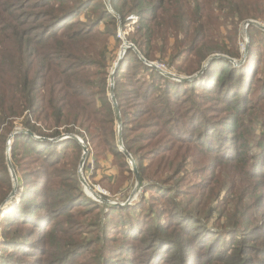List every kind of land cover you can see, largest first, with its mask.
I'll return each instance as SVG.
<instances>
[{
  "label": "trees",
  "instance_id": "obj_1",
  "mask_svg": "<svg viewBox=\"0 0 264 264\" xmlns=\"http://www.w3.org/2000/svg\"><path fill=\"white\" fill-rule=\"evenodd\" d=\"M86 5L101 8L95 0H0V205L13 188L7 140L21 128L10 150L20 200L0 222V264H17L12 258L31 245L44 253L31 264H264V134L253 122L264 130V113L253 121L250 114L261 111L264 80L261 100L251 103L253 55L234 66L227 59L241 60L236 33L231 49L217 33L227 22L264 23V0H111L113 14L91 21ZM117 22L130 26L124 38L134 48L119 62L113 93L143 194L125 207L101 205L117 225H95L93 241H60L48 261L41 240L55 220L75 238L91 232L84 212L100 214L74 172L82 146L71 137L51 141L78 137L96 161L111 154L132 173L109 96L108 43L120 40L108 27ZM258 29L247 26L250 41ZM213 56L220 58L183 83L146 65L166 60L175 76L192 77ZM210 99L217 106L201 108ZM150 190L168 207L145 208ZM92 250L93 259L76 263Z\"/></svg>",
  "mask_w": 264,
  "mask_h": 264
},
{
  "label": "rangeland",
  "instance_id": "obj_2",
  "mask_svg": "<svg viewBox=\"0 0 264 264\" xmlns=\"http://www.w3.org/2000/svg\"><path fill=\"white\" fill-rule=\"evenodd\" d=\"M96 3L101 5V8H97L94 10V5L88 6L86 5V16L89 18V20H93L95 15L101 16L103 11H108L107 13L113 14L111 7H110V1L111 0H95ZM94 2H92L93 4ZM90 9V10H89ZM83 16H80V19L82 21H85L86 18H82ZM75 19V18H74ZM79 19V18H78ZM129 20H132V22H135L136 20L134 18H129ZM105 21H110L107 17L105 18ZM261 25L264 26V23H261ZM100 30H105L103 23L100 24ZM130 29V26H126L125 28H121V25L119 22L116 23V28L114 26L108 27V30L112 33H116V38L120 40V42H116L114 37L109 38V43H108V80H109V88L111 87L110 83V77L115 69L116 63L120 59V54H121V47L123 44H129L125 40V35H127L128 31ZM259 30V29H258ZM260 32H253L251 33V38L252 41H250V38L248 36V31L247 29L245 30V23L238 22L236 24H232L231 22H227L226 24L221 25L218 28L217 33L220 36L221 41L231 49L232 47L229 46L231 43V39H233V33H236V47L238 49V52L240 54V61H235L234 64H238V66L242 65L243 61L246 59V56L248 53L253 55V58L250 60L251 63L257 65V71L259 74L255 78H253L252 84H255V86H252L251 89L249 90L250 94H248V99L251 101V103H255L257 100H261L260 98L263 96V94L260 92V88L262 87V81L264 80V31L259 30ZM134 47L132 46L131 49ZM246 54V55H245ZM245 55V56H244ZM124 57V56H123ZM227 60H233V59H227ZM209 61V60H208ZM204 62L206 64L201 65L203 68L208 65L209 62ZM146 65L150 67H154L158 72H164V73H170L173 75H177L175 72H172L170 68H168L166 65V60L165 61H160V60H155L150 63H146ZM235 66V65H234ZM218 67V66H215ZM202 68V69H203ZM160 69H164L165 71H160ZM247 69L248 64H247ZM116 73V70H115ZM114 73V76H115ZM161 73V74H162ZM179 77L182 78H188L190 76H186L184 74L178 75ZM114 82V79H113ZM114 84V83H113ZM204 94V93H203ZM202 94V95H203ZM202 100V96L198 99ZM264 99L260 101V105L262 106L260 109V112L252 111L250 114H252V121L255 116L259 117V115L264 113ZM204 101V100H203ZM209 106L210 108L216 107L217 102H215L213 99L207 100L204 103H202L200 106L201 108H205L206 106ZM257 121V120H255ZM254 122V131L256 134H260L264 130H262L261 127L257 126L256 123ZM117 125V123H116ZM20 125L16 124L14 128L13 133H19L20 131ZM117 130V136H118V125L116 126ZM121 133V131H120ZM20 134V133H19ZM78 138V137H77ZM81 142L82 140L78 138ZM8 143V140H7ZM6 144V148H7ZM81 145V144H80ZM83 146L85 144L82 143ZM81 145V146H82ZM12 146V143L10 145V148ZM86 147V146H85ZM22 145H19L18 150L22 151ZM91 148L87 147L86 152H85V161L80 167V160L82 157L83 148L81 152V156L78 162L74 163V172L76 173L78 177V183L81 187L82 193L87 197V199L94 201L95 203L99 204V209H100V214H97L95 211H93L91 214H86L84 212L88 208H90V205H88L86 208H83L82 210H78L79 212H84L85 218L84 221L90 226L87 229H91V232L86 235L85 233H82L80 235H76V237L68 236L71 231H66L64 232V224H61L59 222V219L55 220L57 221V226L55 230L50 234H46L44 237H42V244H45L48 246V249L51 250V255L47 258L48 261H54L55 257L57 256V253L60 251L57 248L58 243L60 241H64L67 239H73L74 242H84V241H93L94 238L97 236V230H94L93 227L95 225H100L105 222H112L113 225H117L116 219H114L112 213H110V209H106L104 206L101 205H107V207H114L113 204H122L125 206L131 205L134 202H138L139 198L143 194L142 187L141 189L133 193L134 188H135V179L134 175L132 173H129L127 169H125L120 160H114L111 154H105L104 157L98 159L97 161L93 158L92 153H91ZM74 150L71 148L69 149V153H73ZM89 151V152H88ZM11 153V151H10ZM9 153V159L11 158V155ZM5 156H6V151H5ZM133 160V159H132ZM128 162V159L126 160ZM71 164V162H68ZM130 165V164H129ZM79 172L81 173V176L86 183V185H83L80 180H79ZM17 179V178H16ZM17 187V185H16ZM22 191V189H20ZM96 194L103 198L105 201H102L100 199H97L95 197ZM146 198H154V200H147L148 204H146L145 208H150V209H157L160 206L168 207V203L164 200V198L159 194L158 191L156 190H150L146 194H144ZM8 198V197H7ZM6 198V199H7ZM6 199L2 202L0 205V222L3 223V221H6L4 219H7V213L13 208L18 206V201L20 200V195L18 193H14L13 198L8 201L7 203L5 202ZM221 201V199H220ZM109 204H108V203ZM128 204V205H127ZM119 208V207H118ZM80 209V208H79ZM105 212V213H104ZM105 216V218H104ZM63 221V220H62ZM224 221V220H222ZM214 219L210 221L209 226L215 227L214 225ZM218 223V221H217ZM2 227L0 226V233L2 231ZM25 229V228H24ZM108 231V230H107ZM109 232H107L108 234ZM2 242V240H0ZM106 245L108 247H111L114 245L113 242L111 241H106ZM29 246V245H26ZM30 247H32L30 249ZM30 247L27 248V252L25 256H21V253H16L15 256L12 258V260L17 263V264H31L32 261H34V257L36 258L37 261L43 260L44 253L42 252L43 247L39 248L38 246L34 247V245H31ZM14 251V250H13ZM10 253V252H9ZM96 253L94 250L90 251L89 253L83 254L81 257L77 258L76 263H83L85 261H88L91 259V257L95 256ZM92 257V259H93ZM136 257V256H134Z\"/></svg>",
  "mask_w": 264,
  "mask_h": 264
},
{
  "label": "water",
  "instance_id": "obj_3",
  "mask_svg": "<svg viewBox=\"0 0 264 264\" xmlns=\"http://www.w3.org/2000/svg\"><path fill=\"white\" fill-rule=\"evenodd\" d=\"M248 25H253V26L259 28L260 30L264 31V26L261 25V24H259V23H257V22H254V21H248V22H246V23H245V30L247 29V26H248ZM131 48H132V45H129V44H123V46L121 47L120 59H119L118 62L116 63L115 69H114V71H113V73H112V75H111V77H110L111 87H110V90H109V96H110L111 102H112V104H113L114 112H115V115H116V123H117V125H118V143H119V146L121 147L123 153L126 155V157H127V159H128V162H129V164H130V167H131V171H132V173H133V175H134V179H135V188H134L133 193H136V192H138V191L141 189V179H140V176H139V174H138V171H137V168H136V166H135L134 161L132 160L131 156H130V155L124 150L123 145H122V139H121V133H120V131H121V119H120V114H119V108H118V106H117V104H116V101H115V98H114V93H113V79H114V73H115V70L117 69V67H118V65H119V62L122 60V58H123V56H124L126 50H127V49H131ZM245 55H246V54H245ZM245 55H244V56H245ZM215 58H220V56H213L211 59H209L208 62H210L211 60H213V59H215ZM222 58H223V59H226V58H224V57H222ZM229 61H230L233 65L238 66V64H236V63L234 64V60H229ZM204 68H205V67H204ZM204 68H203L198 74H196V75H194V76H192V77H188V78L177 77V76H175V75H173V74H170V73H164V72H163V73L161 72V73H162L164 76H166V77H169V78H171V79H174L175 81H178V82L183 83V82H190V81L194 80L197 76H199V75L201 74V72L204 70ZM19 133H20V132H19ZM19 133H12V134L8 137V143H7L8 145H7V148H6V162H7V167H8V169H9V173H10V176H11V180H12V186H13V188H12V191H11V193L9 194L8 198H7L6 201H5L6 203H7L8 201H10V200L13 198L14 193H15V191H16L17 179H16V175H15L13 169H12V166H11V162H10V159H9V153H10V150H11L10 145H11V143L13 142V138L15 137V135H17V134H19ZM26 134H29V133H26ZM29 135H31V134H29ZM70 137L76 139V140L79 142V144L82 145V142H81L77 137H72V136H67V135L62 136V137H59V138H57V139H54V140H52L51 142H59V141H62V140H64V139H67V138H70ZM34 138H35V139H39V138H36V137H34ZM39 140H44V139H39ZM82 148H83V152H84V153L82 154V157H81V160H80V167H82V165H83V163H84V161H85V152H86V147L82 145ZM79 180H80V182H81L83 185H86V183L84 182V180H83V178H82L80 172H79ZM85 187H87V185H86ZM93 195H95V197H96L97 199H100V200H102V201H105V200H104L103 198H101L100 196H98V195H96V194H94V193H93ZM107 203H108V202H107ZM108 204H109V203H108ZM127 205H128V204H127ZM113 206H114V207H123L124 205H122V204H113Z\"/></svg>",
  "mask_w": 264,
  "mask_h": 264
},
{
  "label": "built area",
  "instance_id": "obj_4",
  "mask_svg": "<svg viewBox=\"0 0 264 264\" xmlns=\"http://www.w3.org/2000/svg\"><path fill=\"white\" fill-rule=\"evenodd\" d=\"M160 71H165L164 69H160Z\"/></svg>",
  "mask_w": 264,
  "mask_h": 264
}]
</instances>
